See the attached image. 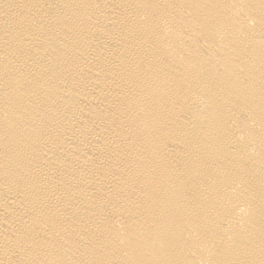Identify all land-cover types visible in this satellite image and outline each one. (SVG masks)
Masks as SVG:
<instances>
[{
	"label": "bare ground",
	"instance_id": "obj_1",
	"mask_svg": "<svg viewBox=\"0 0 264 264\" xmlns=\"http://www.w3.org/2000/svg\"><path fill=\"white\" fill-rule=\"evenodd\" d=\"M0 264H264V0H0Z\"/></svg>",
	"mask_w": 264,
	"mask_h": 264
}]
</instances>
